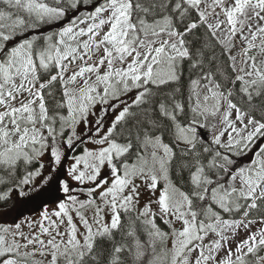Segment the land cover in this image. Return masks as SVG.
Listing matches in <instances>:
<instances>
[{
  "label": "snow or ice",
  "instance_id": "snow-or-ice-1",
  "mask_svg": "<svg viewBox=\"0 0 264 264\" xmlns=\"http://www.w3.org/2000/svg\"><path fill=\"white\" fill-rule=\"evenodd\" d=\"M89 3L0 0V264H264V0Z\"/></svg>",
  "mask_w": 264,
  "mask_h": 264
},
{
  "label": "trees",
  "instance_id": "trees-1",
  "mask_svg": "<svg viewBox=\"0 0 264 264\" xmlns=\"http://www.w3.org/2000/svg\"><path fill=\"white\" fill-rule=\"evenodd\" d=\"M48 2L50 4L54 3V0H48ZM97 2V0H90V3L88 4V7H91V5L95 4ZM88 10V8H81V9H77L75 11H69L67 16H72V18H75V14L79 13V15H84L86 13V11ZM63 22L62 20L55 23V24H49V25H43L40 29H39V32L41 34L43 33H46L48 31H56L59 29L60 25H62ZM196 40H199L200 39V35H198L196 38ZM221 48L219 46H217L215 48V52H216V56H217V63L220 65L221 69H222V72H223V76L224 77H227L229 75L232 74V70L231 68L229 67V64L231 63L230 61H228L227 59V54L225 55H221ZM254 53V51H253ZM187 76V73H185V77ZM223 78V77H221ZM185 86H186V80H185ZM56 94V93H54ZM57 98H59V96L57 95ZM65 114H66V110H65ZM81 147V146H80ZM82 148V147H81ZM77 153H78V150H77ZM76 153V154H77ZM157 224L158 226H160L162 229H164L165 231H167V226L164 225L159 219H157ZM138 234L140 235V238L141 240H146L147 237L146 235L141 231L139 230V227H138Z\"/></svg>",
  "mask_w": 264,
  "mask_h": 264
},
{
  "label": "rangeland",
  "instance_id": "rangeland-1",
  "mask_svg": "<svg viewBox=\"0 0 264 264\" xmlns=\"http://www.w3.org/2000/svg\"><path fill=\"white\" fill-rule=\"evenodd\" d=\"M79 13L75 14V16H77ZM68 18H72V16H67L64 20H62L63 24L66 23L67 19ZM257 44L260 43V41L258 40L256 42ZM235 47L232 49L231 51V55L235 56L236 57V67L237 69H239L240 67L243 66V56H242V52H241V43H240V40H239V37L236 38V41H235ZM254 52L256 51L255 49L253 50ZM131 95V93L129 94ZM102 106L101 105H96V111H99V109L101 108ZM95 117L94 116H90L89 117V120H94ZM108 117H105V120L107 121ZM94 126V125H93ZM81 127H83V125H81ZM78 131L80 130L79 128L77 129ZM227 135V134H226ZM209 139H211V137L209 136ZM82 148L83 147H92V145H89V144H85V145H80ZM76 154V153H74ZM251 155V153H249V156ZM71 159V157H69V160ZM245 159H247V157H245ZM148 199V194L147 193H143L142 194V197H141V201H140V204L143 205ZM153 207L155 208V205H153ZM19 210L21 211H31L30 208H20ZM15 215H16V210H12L10 213H7V214H0V221H7V222H12L15 218ZM168 230V229H167ZM256 230V226H253L252 227V231H255ZM248 233L242 231V230H238V234L236 236V239L237 240H243L247 237ZM207 242V241H206ZM168 246L171 247V241H168ZM234 247V245H233ZM195 255V253L193 254Z\"/></svg>",
  "mask_w": 264,
  "mask_h": 264
}]
</instances>
